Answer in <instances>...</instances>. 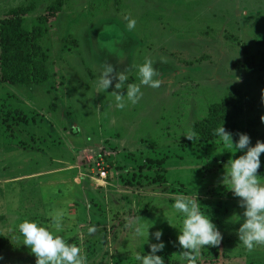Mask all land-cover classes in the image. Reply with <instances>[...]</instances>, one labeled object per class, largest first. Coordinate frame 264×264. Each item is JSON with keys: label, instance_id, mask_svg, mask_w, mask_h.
<instances>
[{"label": "rangeland", "instance_id": "374dc122", "mask_svg": "<svg viewBox=\"0 0 264 264\" xmlns=\"http://www.w3.org/2000/svg\"><path fill=\"white\" fill-rule=\"evenodd\" d=\"M53 1L0 0V17L32 6L30 28ZM40 43L48 83L17 86L0 76V235L8 241L0 264H36L19 233L25 220L72 239L88 264H140L136 255L149 254L162 230L157 255L187 264L183 216L173 207L181 197L197 199L222 234L196 264H264V245L248 251L239 241L244 210L226 185V165L243 153L194 131L211 104L242 91L233 140L246 133L252 146L264 142V0H64ZM149 59L161 84L142 86L137 103L118 106L115 92L126 89L117 81L96 93L103 63L139 84L136 69ZM60 213L58 230L50 214ZM136 222L150 226L147 241L134 235Z\"/></svg>", "mask_w": 264, "mask_h": 264}, {"label": "clouds", "instance_id": "9594fccd", "mask_svg": "<svg viewBox=\"0 0 264 264\" xmlns=\"http://www.w3.org/2000/svg\"><path fill=\"white\" fill-rule=\"evenodd\" d=\"M136 27V20L129 19L126 28L131 31ZM139 84L128 83V70L117 71L112 64L103 63L96 81V93H105L113 86L115 89H126V94L116 93V101L119 107H124L122 102L126 99L135 104L142 97V86L159 88L160 80L158 71L153 66L152 60H146L137 69ZM264 122V117L261 118ZM214 135L220 138L227 149L233 154L242 152L239 158L230 159L226 165V185L235 197L240 198L239 204L243 208V222L238 229L239 241L248 251L264 245V183L260 181L258 170L261 168V154L264 153V142L257 141L255 146L251 144V137L246 133H240L234 142L233 134L226 131L224 125L214 130ZM185 137L190 141L199 140V136L188 131ZM174 209L183 216L182 228L178 235V244L185 251L182 254L187 264H196L201 248L205 246L215 247L221 243L222 234L213 223L209 214L201 210L200 202L191 197H181L175 200ZM52 222L60 228L63 214H50ZM170 222V221H169ZM154 223V222H153ZM22 235V244L28 246L30 252L36 257V264H88L83 250L68 243L61 235L55 234L36 221L25 220L18 225ZM150 226L146 223L136 222L133 233L136 237H149ZM96 228L89 227L88 233L93 234ZM163 231L153 233L157 243L149 244V254L136 255L140 264H164V258L157 255L165 248L162 240ZM0 260L3 257L0 256Z\"/></svg>", "mask_w": 264, "mask_h": 264}, {"label": "trees", "instance_id": "16d2710c", "mask_svg": "<svg viewBox=\"0 0 264 264\" xmlns=\"http://www.w3.org/2000/svg\"><path fill=\"white\" fill-rule=\"evenodd\" d=\"M64 7V0H54L46 12L37 18V23L30 28L25 21L32 6L13 8L0 17V76L12 85H44L51 80L48 66L49 56L44 51L40 39L46 33V24L53 22ZM254 67L248 68L254 70ZM264 71V65L259 68ZM243 92H231L222 101L209 106L208 115L194 123V131L207 138H218L214 130L224 125L226 131L237 133L236 120L244 111ZM28 118H24L27 121ZM264 172V167L258 170ZM68 243L72 239H66ZM8 241L0 235V251ZM166 264H183L180 261L164 260Z\"/></svg>", "mask_w": 264, "mask_h": 264}, {"label": "built area", "instance_id": "2783aa9c", "mask_svg": "<svg viewBox=\"0 0 264 264\" xmlns=\"http://www.w3.org/2000/svg\"><path fill=\"white\" fill-rule=\"evenodd\" d=\"M100 174H101V176H102L103 178H105V177H106V172H105V171H103V172H100Z\"/></svg>", "mask_w": 264, "mask_h": 264}]
</instances>
